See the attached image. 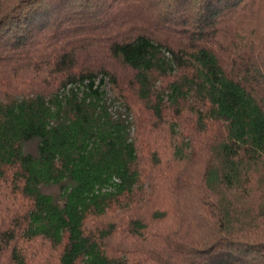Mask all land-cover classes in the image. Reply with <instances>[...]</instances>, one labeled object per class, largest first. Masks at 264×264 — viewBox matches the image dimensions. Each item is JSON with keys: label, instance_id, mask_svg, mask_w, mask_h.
I'll use <instances>...</instances> for the list:
<instances>
[{"label": "trees", "instance_id": "trees-1", "mask_svg": "<svg viewBox=\"0 0 264 264\" xmlns=\"http://www.w3.org/2000/svg\"><path fill=\"white\" fill-rule=\"evenodd\" d=\"M166 189L129 238L89 225ZM3 191L0 264H264V0H0Z\"/></svg>", "mask_w": 264, "mask_h": 264}, {"label": "rangeland", "instance_id": "rangeland-1", "mask_svg": "<svg viewBox=\"0 0 264 264\" xmlns=\"http://www.w3.org/2000/svg\"><path fill=\"white\" fill-rule=\"evenodd\" d=\"M153 129L154 128H152L150 126L146 131H144L143 138L140 142V153L143 157L146 179H147V181L158 180L157 177H158L160 171H163V172L168 171L170 173L168 178L171 177L170 181L174 180L173 183H175L176 182L175 178L177 176L178 169L179 170L183 169L185 167V164L182 165L179 163H173V161H172L173 159L169 160L170 153L172 152L171 145H170L171 141H169L170 135H167V134L163 135V134H165L164 132L163 133L158 132V130H156V129L153 131ZM188 132H190V130ZM152 134H154V135H152ZM158 135H160V136L163 135V136L161 138H158ZM183 147L186 148L187 145H185ZM155 149H158V151H160L162 153L163 160L161 157H160V159H161L160 161L152 158L153 151ZM155 163H157V164H155ZM202 165L203 164L198 163L197 166H199V168H197V169L202 170V168H204V166L202 167ZM192 170H193V168H191V167L188 168V174L193 173ZM191 176H193V175H191ZM163 178L164 177L162 176L161 179H163ZM165 181L167 183L168 180H165ZM159 183L160 184H158V185H160V186H166L165 184L161 185V182H159ZM161 189H164V188H161ZM50 190L57 193L59 190V187L53 186V187H50ZM163 192L164 193L158 194V192L156 191L153 193H147L146 195H142L145 198L149 197L148 201L146 202V204L144 206H142L140 208L139 207L131 208V210H128L126 213L125 212L121 213V211L118 210V211L109 213L105 216H102L101 218L91 219L89 222V225H91L93 227H98L100 225H103L104 223H110V222L116 221V224L119 228V231L114 235V240L119 241V240H122L124 238L125 239L129 238L128 235L131 234L130 226H128V222L131 219V217H129V215H131L135 209L138 210V213L143 212L142 214L145 215L147 212L148 213L150 212L152 207L158 205L161 202H167V203L169 202L170 203V201L173 198L172 192L171 191L168 192V190H167V192H165V191H163ZM151 195H152V197L150 198ZM152 202H154V206L152 205ZM24 203H26V199H23V197H21L20 194H16V195L11 194L10 195L8 193V191H3L1 193V195H0V229L2 228V226H5L6 223L11 221V217H12L13 212H11V211L7 212V209L13 208V205H15V207L23 206ZM15 207L13 209H15ZM23 207H21V209L17 208L18 213H16V214H20V212H22L24 210ZM154 228L155 229L160 228L161 230L164 229V227L162 225H157V228H156V226ZM38 246H39V248L34 246V249L37 250V252L39 251V254L43 253L40 256V258H38V259H49L52 261L53 264H58V259H59V251L58 250L52 248V246L48 242H43L42 244H39ZM30 250H31L30 253L32 255L31 247H30ZM31 257H34V256H31ZM34 258H36V257H34Z\"/></svg>", "mask_w": 264, "mask_h": 264}]
</instances>
